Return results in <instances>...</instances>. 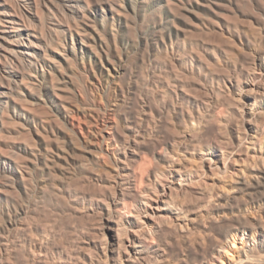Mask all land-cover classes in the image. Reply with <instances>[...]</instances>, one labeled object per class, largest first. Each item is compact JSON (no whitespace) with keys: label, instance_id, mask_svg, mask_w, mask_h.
I'll return each instance as SVG.
<instances>
[{"label":"bare ground","instance_id":"1","mask_svg":"<svg viewBox=\"0 0 264 264\" xmlns=\"http://www.w3.org/2000/svg\"><path fill=\"white\" fill-rule=\"evenodd\" d=\"M152 1L0 0V264H264V0Z\"/></svg>","mask_w":264,"mask_h":264},{"label":"rangeland","instance_id":"2","mask_svg":"<svg viewBox=\"0 0 264 264\" xmlns=\"http://www.w3.org/2000/svg\"><path fill=\"white\" fill-rule=\"evenodd\" d=\"M167 8H166V4H165V1L164 0H154V1H152V2H149L145 7H144V9L139 13V15H137V18L139 19V21H140V23H146L149 19H150V16L153 14V13H155V12H160V11H163V10H166ZM150 13V14H149ZM93 17H94V15H93ZM95 20L99 23V24H101V23H103V19H104V17H103V14H102V11H100V12H98V13H96V15H95ZM107 25H109V23L108 22H105ZM53 44H55V42L53 43ZM102 101V102H101ZM104 103V100H102V99H100V104H103ZM113 118H114V120H116L117 119V117L116 116H114V115H112L111 117H110V119H112L113 120ZM116 118V119H115ZM79 120L78 119H76V124L78 125V129L80 128L79 127V122H78ZM101 126H103V125H101ZM80 130V129H79ZM103 133H105L104 135H107L108 133H109V130H106V131H104ZM103 144V147L104 148H107L108 146H107V144L104 142V143H102ZM79 218V217H78ZM74 221H72L73 222V224H70V225H68V226H64L65 228L64 229H62L61 231V234H63V235H61L59 238H58V243L60 244V245H64V246H67V247H72V246H76V245H79L81 242H82V240L81 239H83V233H81L80 231H78V230H75V228L74 227H76L77 225V227L76 228H81L80 227V225L82 224V225H84L86 222V224L85 225H88V219H86V218H84L83 220L81 219V217L79 218V219H73ZM85 220V221H84ZM84 223V224H83ZM72 225H74V227L72 226ZM73 227V228H72ZM73 230H72V229ZM65 230V231H64ZM63 231H64V233H63ZM70 232H72V233H70ZM68 233H69V235H68ZM70 237V238H68V237ZM250 237V238H249ZM66 240V241H65ZM60 241H61V243H60ZM69 241V242H68ZM230 242H231V246H232V248H233V250H239V249H241V247H243V244L244 245H246V243H248L249 242V244H252L251 246H258V244L260 243V245H262V244H264V231L262 230V231H258L256 234H255V236H253L251 233L250 234H246L244 237H243V239H241V237L240 238H237L236 239V243H235V246H234V243H233V238L231 237L230 238ZM73 243V244H72ZM243 243V244H242ZM69 244H71V245H69ZM255 244V245H254ZM236 245H237V247H236ZM263 247H264V245H262ZM230 255H233V253H229Z\"/></svg>","mask_w":264,"mask_h":264}]
</instances>
